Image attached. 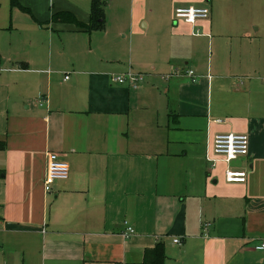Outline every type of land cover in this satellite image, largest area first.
Returning <instances> with one entry per match:
<instances>
[{"label": "crops", "instance_id": "1", "mask_svg": "<svg viewBox=\"0 0 264 264\" xmlns=\"http://www.w3.org/2000/svg\"><path fill=\"white\" fill-rule=\"evenodd\" d=\"M186 6L210 18L176 20ZM21 8L27 32H0V264H143L158 244L164 264H264V0H177L121 38L106 15L87 30L92 4ZM130 72L137 88L112 83ZM225 134L247 135L249 154L213 167ZM50 153L71 173L47 193Z\"/></svg>", "mask_w": 264, "mask_h": 264}, {"label": "rangeland", "instance_id": "2", "mask_svg": "<svg viewBox=\"0 0 264 264\" xmlns=\"http://www.w3.org/2000/svg\"><path fill=\"white\" fill-rule=\"evenodd\" d=\"M101 4H105L106 8V27L111 37H120L121 35H129L131 24L133 21L137 23V31H144L142 20L151 22L154 18H158L161 15L166 14L167 9H172L173 4L177 0H99ZM189 0H186V2ZM192 1V0H191ZM19 6L13 7L12 0H0V32L3 30V25L12 22L17 24L18 30L21 33L27 32L28 18H30L23 11L21 7L33 15L47 14L50 11H68L73 15L75 12L80 11L87 12L91 8L93 0H18ZM26 3V4H22ZM179 4H185V1H181ZM21 6V7H20ZM190 6H186L180 9H190ZM195 8V7H193ZM151 10L156 11L154 14ZM175 18V16H174ZM162 28H165L163 26ZM152 35L155 36L153 30ZM135 41L141 48L143 47L144 40L142 37H136ZM189 83L190 80H189Z\"/></svg>", "mask_w": 264, "mask_h": 264}, {"label": "built area", "instance_id": "3", "mask_svg": "<svg viewBox=\"0 0 264 264\" xmlns=\"http://www.w3.org/2000/svg\"><path fill=\"white\" fill-rule=\"evenodd\" d=\"M210 10L207 8H193L190 9H178L175 12L176 20H182L188 24L195 25L199 20H207L210 18ZM186 75L193 84L199 82V77L196 71L189 70ZM145 77L141 74L128 73L122 76H112L111 81L118 85H129L133 88H137L140 83L144 81ZM42 105L43 100H39ZM250 140L247 135L239 134H225L218 135L214 140L213 152L216 157L207 156V160L214 167L218 163L230 164L233 161L246 157L249 154ZM47 170L44 178V189L47 193L54 190V185L58 181H66L70 177L71 169L67 161H65L60 154L50 153L47 158ZM227 181L230 183H245L246 173L233 172L227 170ZM136 233L132 226L126 224V228L123 231L122 236L126 239L131 238ZM176 244H180L179 240L174 241ZM258 251L264 252V240L261 241L257 248Z\"/></svg>", "mask_w": 264, "mask_h": 264}, {"label": "trees", "instance_id": "4", "mask_svg": "<svg viewBox=\"0 0 264 264\" xmlns=\"http://www.w3.org/2000/svg\"><path fill=\"white\" fill-rule=\"evenodd\" d=\"M13 5L18 4V0H12ZM92 23L87 30H102L105 27V13L104 6L99 0H93L91 8ZM54 19L62 23H71L74 17L71 14L63 13L54 16ZM2 65V59L0 57V68ZM6 144L0 142V150H4ZM166 260L165 249L162 244H158L154 249L147 250L145 254V261L143 264H164Z\"/></svg>", "mask_w": 264, "mask_h": 264}]
</instances>
